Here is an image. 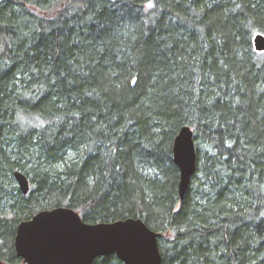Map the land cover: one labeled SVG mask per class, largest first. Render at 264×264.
Listing matches in <instances>:
<instances>
[{"label":"trees","instance_id":"trees-1","mask_svg":"<svg viewBox=\"0 0 264 264\" xmlns=\"http://www.w3.org/2000/svg\"><path fill=\"white\" fill-rule=\"evenodd\" d=\"M257 32L264 0H0V264H26L18 224L59 206L142 218L161 264H264ZM186 125L197 163L181 200Z\"/></svg>","mask_w":264,"mask_h":264},{"label":"water","instance_id":"water-1","mask_svg":"<svg viewBox=\"0 0 264 264\" xmlns=\"http://www.w3.org/2000/svg\"><path fill=\"white\" fill-rule=\"evenodd\" d=\"M257 51H264V33L253 36ZM174 162L180 170L179 195L183 200L196 170L194 131L183 126L175 138ZM20 190L28 194V176L14 171ZM161 233L142 218L90 223L67 206L44 209L17 226L15 249L26 264H91L96 257L116 254L126 264H161ZM1 263V261H0Z\"/></svg>","mask_w":264,"mask_h":264},{"label":"rangeland","instance_id":"rangeland-1","mask_svg":"<svg viewBox=\"0 0 264 264\" xmlns=\"http://www.w3.org/2000/svg\"><path fill=\"white\" fill-rule=\"evenodd\" d=\"M16 184L18 185V182L16 181Z\"/></svg>","mask_w":264,"mask_h":264},{"label":"snow or ice","instance_id":"snow-or-ice-1","mask_svg":"<svg viewBox=\"0 0 264 264\" xmlns=\"http://www.w3.org/2000/svg\"><path fill=\"white\" fill-rule=\"evenodd\" d=\"M135 82V81H134Z\"/></svg>","mask_w":264,"mask_h":264}]
</instances>
